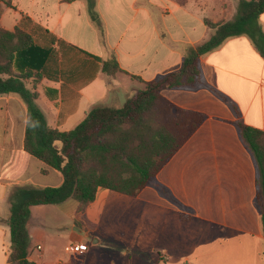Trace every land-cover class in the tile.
<instances>
[{"label": "crops", "instance_id": "0c3cea01", "mask_svg": "<svg viewBox=\"0 0 264 264\" xmlns=\"http://www.w3.org/2000/svg\"><path fill=\"white\" fill-rule=\"evenodd\" d=\"M8 1L0 2L6 5L1 25L14 30L29 18L36 42L54 53L56 79H42L37 104L48 125L62 132L73 130L93 108H122L146 82L179 70L190 52L214 34L210 23L232 20L239 2ZM259 23L264 31V15ZM112 58L122 70L114 76L103 71V61ZM199 70V85L163 92L179 108L207 117L138 197L124 195L133 204L124 209L126 261L150 246L161 263L176 258L186 264H264L260 168L238 126L243 122L264 132V57L248 35L234 36L203 55ZM26 84L32 85L30 80ZM27 120V104L19 94H0V264H8L11 251L12 194L22 187L63 183L56 170L25 151ZM51 177L55 183L49 185ZM115 193L100 188L84 212H78L73 199L77 206L70 200L45 206L69 216L71 237L84 241L91 235L88 225L95 226L103 210L115 203ZM140 212L145 219L137 217ZM131 225L134 233L127 234ZM81 230L84 237L77 234ZM29 234V259L36 264L114 263L103 256L62 255L53 246L46 253L40 243L44 234L30 229Z\"/></svg>", "mask_w": 264, "mask_h": 264}, {"label": "trees", "instance_id": "16d2710c", "mask_svg": "<svg viewBox=\"0 0 264 264\" xmlns=\"http://www.w3.org/2000/svg\"><path fill=\"white\" fill-rule=\"evenodd\" d=\"M262 15L264 0H239L234 18L210 23L214 34L190 52L179 70L146 82L145 88L122 108H93L73 130L62 132L48 125L37 104L42 79H56L52 74L57 66L54 53L36 42L27 17L14 30L5 29L0 7V94L15 93L23 98L28 110L25 151L63 176L58 187H22L12 194L8 264H36L29 259L27 225L32 207L73 199L78 212H84L96 200L100 188L138 197L207 117L179 108L163 92L199 85L200 58L230 37L248 35L264 57V31L259 23ZM103 71L111 76L122 72L116 58L103 61ZM29 80L30 88L26 84ZM238 126L260 168L264 218V132L243 122Z\"/></svg>", "mask_w": 264, "mask_h": 264}, {"label": "rangeland", "instance_id": "374dc122", "mask_svg": "<svg viewBox=\"0 0 264 264\" xmlns=\"http://www.w3.org/2000/svg\"><path fill=\"white\" fill-rule=\"evenodd\" d=\"M3 1L6 5L10 4L8 0H0ZM5 4L0 3V7L2 12L6 7ZM15 12L13 10L9 11V15L13 18ZM58 176L62 174L55 171ZM46 180V179H45ZM46 182L49 185L54 184L53 178L47 179ZM116 201L115 203L108 205L106 209L103 210V216L98 218L96 225H88V230L91 231L90 237H85L83 240H75L71 237L74 232L72 219L67 215L58 216L54 214V211L50 206H39L33 210V214L30 219L29 226L27 225V229L31 231H38L44 234L43 239L40 243L43 245L45 252L47 253V249L50 246L56 248V250L62 254H68L71 256H75L79 254V256H87L97 257H109L114 261L113 264H186L182 260L172 258L169 262L161 263L159 254L152 250L150 246H146L144 249H139L141 252L133 253L128 261L127 259V250L128 247L124 246V209L126 207H130L132 204V200L124 195L119 193H115ZM69 202H73L74 205L77 203L73 200ZM69 206V205H67ZM137 217L146 218L145 212L137 213ZM127 223H129L127 219ZM132 224V223H130ZM133 231H126L127 234L134 233ZM80 237L85 236L84 230L81 232H77ZM98 239L100 242L98 244H94V241ZM76 244H80L83 247L82 253H77L74 251V247ZM35 255H39L40 251L36 250V248H32Z\"/></svg>", "mask_w": 264, "mask_h": 264}, {"label": "built area", "instance_id": "2783aa9c", "mask_svg": "<svg viewBox=\"0 0 264 264\" xmlns=\"http://www.w3.org/2000/svg\"><path fill=\"white\" fill-rule=\"evenodd\" d=\"M74 250L76 252H82L83 251V247L80 244H77V245H75Z\"/></svg>", "mask_w": 264, "mask_h": 264}]
</instances>
